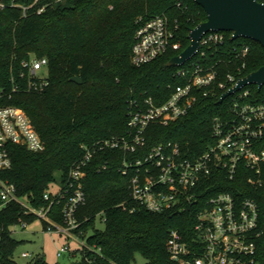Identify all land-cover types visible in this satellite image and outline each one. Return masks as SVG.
I'll return each instance as SVG.
<instances>
[{
  "label": "trees",
  "instance_id": "trees-1",
  "mask_svg": "<svg viewBox=\"0 0 264 264\" xmlns=\"http://www.w3.org/2000/svg\"><path fill=\"white\" fill-rule=\"evenodd\" d=\"M0 4V87L11 86V77L24 61L46 58L49 63V87L44 94L19 93L9 101L26 111L46 148L34 153L10 146L13 168L6 175L21 200L36 208L46 207L45 192L58 173L66 181L74 164L84 157L82 146L127 135L131 102L153 98L164 103L171 88L182 84L176 76L179 68H170L168 63L189 47L191 30L206 22L207 14L193 0H0ZM157 16L168 20L172 44L180 48H170L155 61L136 67L131 57L139 20ZM225 34L223 47L208 54L221 80L239 74L243 65L244 76L264 66L260 44L244 38L232 40L233 33ZM241 42L250 46L244 61L235 57ZM74 77L83 83L73 82ZM250 89L255 99L264 100V87ZM224 109L218 99H201L187 116L168 126L150 128L148 148L172 141L190 157L204 154L212 144L213 120ZM124 158L121 151L106 150L86 168L87 202L78 211L81 226L76 234L86 238L93 232L79 251L81 259L71 264H131L137 254L147 264H177L166 249L171 231L179 230L187 241L193 238L200 205L184 213L158 214L138 208L130 197V177L120 172ZM206 186H213L202 189L207 197L224 191L242 196L241 190L254 198L264 225V187L253 189L241 177ZM0 208V264H18L15 256L21 242L11 228L37 219L26 216L18 203L5 207L0 203ZM99 217L105 222L103 231L96 229ZM51 218L64 223L63 204L53 206ZM257 256L264 264V236ZM28 264L50 263L44 253H38Z\"/></svg>",
  "mask_w": 264,
  "mask_h": 264
},
{
  "label": "built area",
  "instance_id": "built-area-1",
  "mask_svg": "<svg viewBox=\"0 0 264 264\" xmlns=\"http://www.w3.org/2000/svg\"><path fill=\"white\" fill-rule=\"evenodd\" d=\"M257 1L264 4V0ZM172 38L173 32L165 17L140 19L132 64L142 67L170 48H180L172 44ZM225 40L223 31H212L202 37L197 53L178 67L176 76L182 79V84L171 88V95L164 103L159 104L153 98L131 102L127 135L82 146L84 157L74 164L57 194L45 192L44 199L49 205L41 208L21 200L16 185L6 177L13 168L10 146H21L34 153L46 148L26 111L9 104L19 93L42 95L49 87L48 59L24 61L21 70L11 77V86L0 87L1 207L18 203L26 216L43 221L50 235L60 233L78 241L82 233L76 234L81 226L77 214L87 202L86 168L99 152L121 151L125 158L120 172L130 177V197L138 208L158 214L184 213L200 205L190 241L179 230L171 231L166 249L172 261L177 264H260L257 255L264 225L257 201L241 190L238 193L242 196L224 191L207 197L202 189L211 190L213 186L206 185L215 180L232 183L240 177L253 189L264 187V100L255 99L249 85L229 96L222 103L225 104L223 113L213 120L212 144L197 157H190L179 143L172 141L148 148L150 128L168 126L187 116L203 98L220 101L239 80L247 77L243 75L246 68L243 65L239 74H228L221 80L218 69L209 64V50H219ZM240 47L235 57L244 61L250 46L241 42ZM107 168L108 165L103 167ZM55 204H63V224L51 218ZM28 225L21 221L17 226L26 229ZM72 253L69 245L57 248L58 258ZM22 256L30 258L31 254Z\"/></svg>",
  "mask_w": 264,
  "mask_h": 264
},
{
  "label": "water",
  "instance_id": "water-1",
  "mask_svg": "<svg viewBox=\"0 0 264 264\" xmlns=\"http://www.w3.org/2000/svg\"><path fill=\"white\" fill-rule=\"evenodd\" d=\"M201 6L207 21L191 30L190 45L179 56L170 60V68L184 65L193 57L199 47L202 37L209 32H231L232 40L249 39L264 48V4L257 0H193ZM73 82L81 85L83 79L74 77ZM256 85L259 90L264 87V66L239 80L238 85L225 93L219 101L222 104L229 96L245 86Z\"/></svg>",
  "mask_w": 264,
  "mask_h": 264
},
{
  "label": "rangeland",
  "instance_id": "rangeland-1",
  "mask_svg": "<svg viewBox=\"0 0 264 264\" xmlns=\"http://www.w3.org/2000/svg\"><path fill=\"white\" fill-rule=\"evenodd\" d=\"M2 5L0 4V7ZM255 85H249L250 89ZM62 182V175H56V181L50 186L49 192L57 194L60 190V185ZM96 229L103 231L105 229V222L99 217L96 221ZM13 237L20 241L15 259L18 264H28L38 253H44L47 261L50 264H71L73 262L79 261L81 259V254L78 249H82L87 245V238L93 232L90 231L86 238L79 237V243L74 240H68L66 237L59 234H55L54 237L45 233V226L43 221L36 220L30 224L26 229H22L21 226H16L11 228ZM64 245H69L72 251H76L77 255L72 257L69 254H65L62 257H57V247H62ZM24 253L31 254L30 258H24L22 255ZM147 259L141 255L137 254L135 260L131 264H147Z\"/></svg>",
  "mask_w": 264,
  "mask_h": 264
},
{
  "label": "crops",
  "instance_id": "crops-1",
  "mask_svg": "<svg viewBox=\"0 0 264 264\" xmlns=\"http://www.w3.org/2000/svg\"><path fill=\"white\" fill-rule=\"evenodd\" d=\"M29 226V225H28ZM45 233H47L46 231H44ZM47 234H49V233H47ZM55 234H59V235H61V236H64V235H62V234H60V233H55ZM54 234V235H55ZM50 235V234H49ZM54 235H50V236H52V237H54ZM65 237V236H64ZM68 239V238H67ZM68 240H70V239H68ZM74 241H76V242H78L79 243V240L77 241V240H74ZM58 248V247H57ZM79 251L81 250V249H78ZM73 253L72 254H69V255H71L72 257H75L76 255H77V252L76 251H72ZM58 257V256H57Z\"/></svg>",
  "mask_w": 264,
  "mask_h": 264
}]
</instances>
